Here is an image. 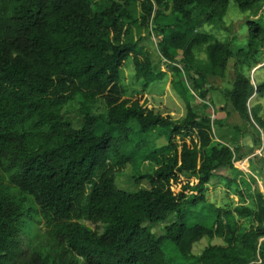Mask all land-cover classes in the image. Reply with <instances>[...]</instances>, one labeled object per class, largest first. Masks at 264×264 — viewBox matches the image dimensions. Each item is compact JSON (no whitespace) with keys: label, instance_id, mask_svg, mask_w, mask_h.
<instances>
[{"label":"trees","instance_id":"obj_1","mask_svg":"<svg viewBox=\"0 0 264 264\" xmlns=\"http://www.w3.org/2000/svg\"><path fill=\"white\" fill-rule=\"evenodd\" d=\"M231 1L241 12L264 2L0 0V170L9 185H0V264H169L161 247L166 240L197 264H264L259 191L252 208H211L215 217L209 227L187 221L207 205L208 184L219 171L234 170V154L238 160L245 156L242 146L232 151L228 143L215 142L212 126L222 122L195 110L196 101L183 97L185 115L175 122L125 98L121 86L128 58L141 91L164 77L134 39L135 30L152 24L168 69L183 75L204 105L215 89L212 82L223 83L234 71L230 89L221 90L226 116L237 114L244 128L255 132L254 146L260 145L262 107L249 103L264 99V82L253 85L235 70L255 62L264 46V10L245 22V48L198 32L222 21ZM200 46L205 63L194 60ZM70 105L76 106L77 122L69 117ZM231 129L243 134L240 127ZM156 130L166 143L143 153V161L153 162L149 172L135 173L132 159L141 148L129 149L131 138ZM257 161L250 164L261 175ZM127 168L132 191L116 185ZM142 181L149 187H139ZM173 185L179 186L177 193ZM158 225L162 233L156 235ZM202 239L222 244L193 254Z\"/></svg>","mask_w":264,"mask_h":264},{"label":"rangeland","instance_id":"obj_2","mask_svg":"<svg viewBox=\"0 0 264 264\" xmlns=\"http://www.w3.org/2000/svg\"><path fill=\"white\" fill-rule=\"evenodd\" d=\"M101 2L102 0H96ZM264 10V2H262L253 11L241 12L233 1L230 2L226 16L222 21L214 24H207L198 29V32L205 33L212 41H217L221 43H229L232 45L233 49L245 48L248 40V29L245 24L246 20H256L259 16H262ZM153 25L149 24L147 28L142 27L138 32L134 31V39L139 42V45L143 48L144 52L149 56L152 67L155 72L165 73L161 80L153 81L147 89L141 91L140 82L136 81L134 78V67L131 58L126 60V63L122 67V80L121 86L125 90V98L132 100H138L141 105L148 109H153L164 115H169L175 122L180 121L185 115L184 108V98H187L191 103H195V110L202 112V114H210L212 110L216 109L220 105H224V99L221 90L224 88L230 89V81L233 80L234 71H230L226 74V78L223 83L220 80H215L212 85L215 89L211 90L208 94V99L204 102L198 101L190 88L188 80L181 74L171 73L168 69L169 63L166 62L158 52L157 37L153 31ZM139 34H138V33ZM140 40V41H139ZM176 62H178L180 57V52L176 54ZM194 60L197 62L205 63L207 60L205 47L200 46L194 50ZM255 63H258L255 65ZM230 65L233 61L229 62ZM264 46L259 48V53L255 57V62L246 63L243 66L236 68L235 72L241 73L248 77L251 84L257 85L264 82ZM257 97H253L250 100L249 105H253L254 100ZM264 100V99H263ZM203 103V104H202ZM207 104L209 106H207ZM69 117L73 119V122L79 121V116L76 111V106H69ZM206 107V108H205ZM229 109V107H227ZM237 116V115H236ZM260 116L264 117V103L263 107L260 109ZM234 131L229 128H222V126L214 125L212 126V136L215 142L222 140L228 143L233 151L235 145H239L232 139ZM249 132L252 134L255 132L253 129L249 128ZM250 133V134H251ZM261 135V134H260ZM256 137V135H254ZM132 142L130 143L129 149L134 147L137 149V145H140L141 150L136 151V155L132 159L134 172L137 173L138 170L142 172H149L152 169L153 162L143 161L144 152L148 151V148H160L166 143L164 137H159V131L156 130L153 133L147 135L133 134ZM259 142V140H257ZM175 142L180 143L179 138H176ZM261 142V137H260ZM254 144V143H253ZM260 146V145H255ZM254 146V147H255ZM241 153V149L239 150ZM244 155V154H243ZM252 157L251 159H254ZM250 159V160H251ZM248 160V166L241 169L242 164L233 165V169L223 168L219 171L218 176L214 177L208 184V190L206 194V204L204 209L200 211V207L194 209L193 211L199 212L195 214L193 220H187L188 223H203L205 226H211L215 217V213L211 208L217 207L223 210L232 211L240 205L247 207H253V196L256 191H259L264 195V157L257 156V167L260 168L262 174L258 175L256 171L250 164ZM261 160V161H259ZM235 163L238 161L234 154ZM139 168V169H138ZM132 171L130 168L125 169L123 173L117 175L116 185L120 189L132 191L136 187L132 180ZM229 180V181H228ZM0 185L9 186L6 174L0 170ZM141 188H148V184L142 181L139 184ZM172 191L177 193L179 191L178 185L172 186ZM211 204V205H209ZM245 226L249 224L245 221H239ZM39 234L43 232V226H39ZM153 233L159 235L162 233V225H158L153 229ZM23 242L27 238L21 237ZM222 241L219 239H213L211 241L207 239H202L193 248V254H199L203 248L208 245H221ZM162 251L165 260L169 264H197L193 259H185L177 252L174 245L166 240L162 242Z\"/></svg>","mask_w":264,"mask_h":264},{"label":"crops","instance_id":"obj_3","mask_svg":"<svg viewBox=\"0 0 264 264\" xmlns=\"http://www.w3.org/2000/svg\"><path fill=\"white\" fill-rule=\"evenodd\" d=\"M263 103H264V100L257 98L256 100H254L252 106L259 105L260 107H263ZM216 110L217 111L212 110L211 113L208 114L211 121H221L222 123L220 127L222 126V128L223 127L229 128V127L237 126L242 129L243 134L233 132L235 133V135H233L231 140L238 142V144L242 146L241 154H244L245 156L241 160H238V163L242 164L241 166H242V169L244 170L245 164L246 166H248V160H247L248 157L253 155L256 152V150L259 148L258 146L254 147V144L252 141L253 134L249 132V128L248 129L247 127L244 128L245 127L244 123L242 122V120L239 118L237 114L230 113L228 116H226L227 110H224V105H220ZM244 132L245 133L247 132V133L244 134ZM251 148L253 150L251 153H249L248 149H251Z\"/></svg>","mask_w":264,"mask_h":264},{"label":"built area","instance_id":"obj_4","mask_svg":"<svg viewBox=\"0 0 264 264\" xmlns=\"http://www.w3.org/2000/svg\"><path fill=\"white\" fill-rule=\"evenodd\" d=\"M261 137V142H260V146L259 148L256 150V152L249 156L247 160L251 159L252 157H257V156H263L264 157V134L261 133L260 135ZM238 161L235 163V161L233 162V165L236 167V165H238ZM242 169V167H241Z\"/></svg>","mask_w":264,"mask_h":264}]
</instances>
